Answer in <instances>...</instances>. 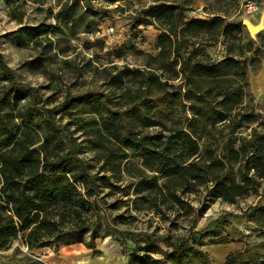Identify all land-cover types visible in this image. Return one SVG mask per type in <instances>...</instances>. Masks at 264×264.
I'll list each match as a JSON object with an SVG mask.
<instances>
[{
	"label": "rangeland",
	"instance_id": "rangeland-1",
	"mask_svg": "<svg viewBox=\"0 0 264 264\" xmlns=\"http://www.w3.org/2000/svg\"><path fill=\"white\" fill-rule=\"evenodd\" d=\"M246 1L0 0V54L17 81L36 90L39 106L58 110L50 114L52 123L60 128L53 152L63 157L74 151L87 167L91 178L86 185L77 184L80 191L77 212L86 222L85 242H90L93 230L99 234L93 248L85 243L29 248L19 238L0 251V264L85 261L86 264H111L108 261L111 256L119 264H129L128 254L144 245L135 243L131 233L165 238L176 244L191 234L216 229L217 224H223V219L251 217L252 209L264 206L261 199L264 180H260L257 194L251 191L248 197L239 198L234 204L219 197L213 182L197 186L193 192H186L190 184L172 185L171 192L180 201L169 196L166 189L164 193H137L138 182L151 179L152 173L145 171L135 151H128L120 169L113 171L111 158L120 153V143L108 138L99 142L94 130L100 124L93 121L96 115L92 105L86 100L75 102L77 96L100 93L106 96L110 108L126 110L135 100L146 98L144 79L132 71L158 68L162 28L180 26L181 29L193 19L207 21L216 17L225 22H240L243 31L234 34L235 40L222 35L198 38L186 35L182 50L185 57L194 54L205 61L220 62L229 54L239 55V47L243 49L248 84L242 105L233 112L236 122L241 120L243 127L232 130L233 122L220 123L214 137L200 142L202 152L207 150L206 157L210 153L219 157L227 155L231 146L239 147L243 138L249 139L254 130L264 133V49L260 43L264 36V0H259L261 11L257 14L245 11ZM161 4L177 6L173 21L158 20L152 13H146ZM245 19L260 27L255 34L244 25ZM170 61L174 62L175 58ZM178 68L170 66L165 73L170 75ZM8 84L0 70V98ZM97 100L94 104L102 107L103 98ZM22 105L25 106V101ZM24 110L21 107L15 113ZM185 110L189 114V106ZM248 116H252L253 122L246 123ZM75 118L82 122L77 123ZM134 131L151 136L165 133L161 127L138 126ZM166 182L160 179L158 184ZM257 228L249 222L247 242L264 252V228ZM160 246L166 250L163 244ZM65 252H71L70 258L62 257ZM75 252L79 254L74 255Z\"/></svg>",
	"mask_w": 264,
	"mask_h": 264
},
{
	"label": "trees",
	"instance_id": "trees-1",
	"mask_svg": "<svg viewBox=\"0 0 264 264\" xmlns=\"http://www.w3.org/2000/svg\"><path fill=\"white\" fill-rule=\"evenodd\" d=\"M176 7L161 4L146 13H152L158 20L173 21ZM179 27L161 29L158 68L132 71L144 79L145 99L135 100L126 110L110 108L106 96L100 93L77 96L75 102L86 100L92 105L96 115L93 121L100 124L94 130L99 142L108 138L120 143V153L111 158L113 171L120 169L128 151H135L145 171L152 173L151 179L138 182L137 193H164L166 189L169 196L180 201L171 192L172 185L190 184L186 192H193L195 187L213 182L219 197L234 204L251 191L257 194L260 180H264V133L254 130L249 139L243 138L239 147L231 146L223 157L212 153L206 157L207 150L202 152L200 142L214 137L220 123L233 122L232 130L243 127L241 120L236 122L233 112L243 103L248 84L247 60L240 47L239 55L229 54L220 62L205 61L194 54L185 57L182 50L186 35L193 38L222 35L235 40V33L242 34V24L216 17L207 21L193 19L188 26ZM260 43L264 49V36ZM172 57L174 62L170 61ZM173 65L178 70L166 75L165 71ZM0 70L9 82L0 98V251L19 238L29 248L76 243L93 248L99 234L93 230L90 242H85L86 222L77 212L80 196L77 184L86 185L91 175L74 151L63 157L54 154L53 143L60 128L52 123L50 114L58 110L39 106L36 90L17 81L1 54ZM139 88L142 90V85ZM100 98L102 107L94 104ZM21 107L24 112L16 114ZM75 121L82 122L79 118ZM245 121L253 122L252 116ZM138 126L161 127L165 133L140 135L134 131ZM160 179L167 182L160 186ZM252 210L251 217H242L264 228V206ZM131 235L135 243L144 245L128 254L129 264H215L204 250L205 240L213 235L210 231L191 234L176 244L142 233ZM243 242L245 250L228 256L225 264H264V252L250 245L246 237Z\"/></svg>",
	"mask_w": 264,
	"mask_h": 264
},
{
	"label": "crops",
	"instance_id": "crops-1",
	"mask_svg": "<svg viewBox=\"0 0 264 264\" xmlns=\"http://www.w3.org/2000/svg\"><path fill=\"white\" fill-rule=\"evenodd\" d=\"M223 221V224H217L216 229L210 230L213 235L207 237L204 246V250L215 264H225L228 256L243 252L246 248L243 237L250 235L247 234L249 222L245 217L235 216Z\"/></svg>",
	"mask_w": 264,
	"mask_h": 264
},
{
	"label": "built area",
	"instance_id": "built-area-1",
	"mask_svg": "<svg viewBox=\"0 0 264 264\" xmlns=\"http://www.w3.org/2000/svg\"><path fill=\"white\" fill-rule=\"evenodd\" d=\"M244 8L249 14H257L261 11L259 0H247L245 2Z\"/></svg>",
	"mask_w": 264,
	"mask_h": 264
},
{
	"label": "bare ground",
	"instance_id": "bare-ground-1",
	"mask_svg": "<svg viewBox=\"0 0 264 264\" xmlns=\"http://www.w3.org/2000/svg\"><path fill=\"white\" fill-rule=\"evenodd\" d=\"M260 26H262V25H260ZM74 253V252H73ZM70 254H71V252H65V255L64 256H62L64 259L66 258V259H68V258H70ZM79 253H77V252H75V254L74 255H78ZM81 258V257H80ZM72 260V259H71ZM73 260H75V259H73ZM108 261L111 263V264H119L120 262L118 261V260H115V259H113L112 258V256L111 257H109L108 258ZM86 262L87 261H85V262H78V264H86ZM108 262V263H109Z\"/></svg>",
	"mask_w": 264,
	"mask_h": 264
},
{
	"label": "water",
	"instance_id": "water-1",
	"mask_svg": "<svg viewBox=\"0 0 264 264\" xmlns=\"http://www.w3.org/2000/svg\"><path fill=\"white\" fill-rule=\"evenodd\" d=\"M243 23H244V25L247 26V28L250 30V32L252 34H255L260 28L258 26L257 27L254 26L253 23L251 21L247 20V19L243 20Z\"/></svg>",
	"mask_w": 264,
	"mask_h": 264
}]
</instances>
